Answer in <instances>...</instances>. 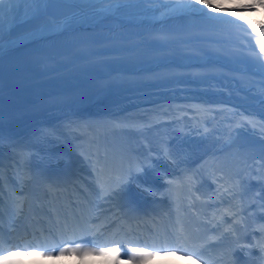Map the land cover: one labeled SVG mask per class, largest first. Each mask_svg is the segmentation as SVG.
I'll list each match as a JSON object with an SVG mask.
<instances>
[{"label":"snow or ice","instance_id":"6c2138e0","mask_svg":"<svg viewBox=\"0 0 264 264\" xmlns=\"http://www.w3.org/2000/svg\"><path fill=\"white\" fill-rule=\"evenodd\" d=\"M105 2L109 4L108 10L118 14L121 13L122 6L125 4L124 0H103V3ZM157 2L162 3L163 0H157ZM84 5H86L85 0H0V177L4 174L3 149L5 144L11 150L12 159L17 168L21 163L19 157L22 150L27 147V143L16 141L10 131L6 132V79H9L14 73L19 74L22 72L28 64L36 62V58L25 54L21 55L22 50L26 53L28 49L37 43L70 34L81 27L83 21L89 15L94 14L83 7ZM168 5H172V7L169 8ZM257 6L264 8V0H246V2L230 6H223L217 3L216 0H167V4L164 5L166 11L163 15L178 18L193 17L209 23L236 26L239 29H243L244 32L251 29L252 33L264 35V21H261L258 26L251 22L245 24L242 16L235 17L237 11L255 9ZM225 13H231L232 15L229 16ZM255 45H258L259 51L254 62L262 70L260 74L264 75V61L259 59V57L264 56V39H257ZM50 63L51 61L47 58H39V64H43L44 67H47ZM258 83L261 87L258 98L260 103L264 104V79ZM219 111L223 112L225 110L220 109ZM256 115V113L245 115L241 112H234L233 116L242 118L236 131H259L261 135H264V120L256 121L254 119ZM260 115L264 116V110L261 111ZM233 143H235V140L230 139L227 142V146L231 147ZM260 152L262 159H264V139L260 141ZM81 154L83 155V153ZM30 156L31 154L29 153V160L24 161L25 164L30 162ZM85 160L92 170V177L87 180L78 178L80 183H77L76 180L67 181V183H72L73 185L72 190L68 192L67 198L68 205L72 209V216L77 221H85L86 217L94 210L96 211L95 219H99L102 215L106 216V213L111 211L110 208L104 207L106 202L115 201L118 206L123 207L120 201L126 191L125 177L130 175L133 168L140 163L138 158L134 161L122 149H117L99 141L94 142L90 146ZM137 170H139L138 167ZM13 179V176L10 175V182ZM13 191L22 190L14 188ZM3 192V179H0V204L3 203ZM259 199L261 203L258 207L261 209V215L264 216V187L260 190ZM22 211L23 205L21 204ZM244 211L245 208L241 204L239 211L229 208L221 213L219 223H224L225 217H230L233 218V224L229 228L224 229L215 238V244L205 243L197 246L195 242L200 239L199 234H185L183 229H181L178 233L173 234L170 239L162 241L160 249L172 248L177 252H185L198 259H205L202 253L206 248L221 245L226 236H232L237 241L242 238L236 233L242 227L246 229V225L243 223ZM2 215V212H0V218H2ZM124 215L127 217L128 214L125 213ZM253 215L255 214L253 213ZM236 217H240V219H235ZM67 220L68 215L65 213V222ZM79 226L78 223L74 227ZM253 231H258L260 238L256 239L254 237L252 245L243 247L249 248L250 251L258 249L260 253L259 260L264 262V224L258 225ZM2 232L3 229L0 228V251H5L7 249L3 246L5 241ZM247 234V231H245V235ZM190 241L192 242L191 244L189 243ZM112 243L121 245L123 241H112ZM27 246L36 247V245L31 243ZM14 247H24V245L16 244ZM149 247L155 248L157 245L155 243L151 245L145 243V247L134 248L132 252L138 255L139 261H142L153 254L152 251L146 250ZM120 250L119 246L103 249L104 252L117 256ZM20 254L19 252H10L9 256L3 257V259H10ZM234 254L235 248L231 245H226L219 259L224 260L225 257H234ZM205 264H209V262L206 260ZM229 264H236V262L232 259ZM248 264H256V261L250 258Z\"/></svg>","mask_w":264,"mask_h":264},{"label":"bare ground","instance_id":"6f19581e","mask_svg":"<svg viewBox=\"0 0 264 264\" xmlns=\"http://www.w3.org/2000/svg\"><path fill=\"white\" fill-rule=\"evenodd\" d=\"M172 7V6H170ZM169 7V8H170ZM257 9V8H255ZM251 10L250 11H237L235 13V17H243L244 15L248 16H261L264 20V10L261 8H258V10ZM166 11V10H165ZM161 12L158 15L155 16H138L136 19L137 21H141L140 19L144 18L146 20H149V23H152L154 20L158 21L161 20L163 28H169L172 24L174 23H179L180 18L178 17H169L163 15L165 12ZM226 15L231 16V13H225ZM166 17V18H164ZM191 17H185V19H190ZM118 20V18H115ZM114 19V20H115ZM126 19L128 20H134L133 17H127ZM123 21L125 18L122 19ZM83 22L87 23L88 25L90 24L88 19H85ZM244 22H246L244 20ZM252 22V21H251ZM138 23V22H137ZM255 23V21L253 22ZM95 24V23H94ZM89 25L94 27L98 26H103L105 27L107 24H104L102 22H98V25ZM141 24V23H139ZM107 27V26H106ZM148 26H144L143 30ZM83 31L80 32V34ZM84 33V32H83ZM75 34V33H74ZM206 35H213L210 33H205ZM69 38H72V35L69 36ZM183 38H190V36H183ZM48 42H42L40 44H35L33 47L36 49L39 47H46ZM241 52V51H238ZM238 52H234L232 56H229L227 58L231 64H236L241 61L249 59L247 56L243 57L242 53L237 54ZM30 57L36 58V62L39 61V57L36 55H29ZM234 56V57H233ZM247 58V59H246ZM35 62V63H36ZM143 62V61H141ZM140 62V63H141ZM228 65L229 62L227 63ZM33 63H30V66L26 67V70H23L19 74H13L9 79H6V86L18 81L17 78H24L27 79V75L29 73H34V72H42L44 68H42V64H39L37 69L34 70L32 68ZM233 65V66H234ZM232 66V67H233ZM132 77V76H130ZM262 78L255 79V81L259 82L261 81ZM218 85H222L217 83ZM182 85V86H181ZM190 83L187 82H182L181 84L176 83L172 85H165V86H150V88H144V89H134V88H129L125 92H121V96L117 98H110L109 93L107 94V90L103 89L102 87L97 89V90H91L88 93L87 90L84 91V96L86 100L84 102H81L79 105L76 106H70V104L66 103V106H62L63 103L66 102H60V106L56 109L57 111L54 112H47L45 116L40 115L44 108L46 106H52L53 104H49V102L44 103L42 108H38L37 113L34 115H27V111L24 110V104L26 102H19L18 106L21 110L19 114H16L15 116L18 117L20 115H23V113H26V117L23 119V124L19 125L17 128L14 127V121H9L6 120V132L10 131L13 138L15 140L22 138L25 140V136L29 137L30 139L33 140V136L36 132L37 133V138L32 143L35 144V147L27 152V156L25 158V161L29 160V153L32 156V159L28 164L22 163V169L26 170V168L31 167L33 170V173L35 174L38 169L42 167V163L44 162V158L47 155V152L51 148H56L60 144H62V137H65L67 133H73L74 131H77V129H87L90 127L91 129L97 128V127H102L103 128H109V127H114L120 129V127H136L141 129L142 127H149L150 132H147L146 130H143V133L146 135H150L153 141V146H157L158 144L156 141L159 142L161 141L164 137L167 139V142H170L173 144V147L179 148L177 151V155L173 156L170 160H175L181 157H184L189 153V155L194 156L196 158H202L205 155L204 160L207 158V155L211 152H213L218 146V144L223 140L225 137L224 131L227 129L228 125L230 122L236 121L240 116H233L234 112H237L239 108L236 106L234 103L230 102V99H235L233 96L235 91V88L233 91H231L232 87L231 85L225 84L226 89L224 91H220L221 94L218 96H215L213 94H208L206 93L207 91L205 90V85L203 90H198V92L193 91L192 88H190ZM192 85V83H191ZM194 85H200L198 83H195ZM217 85V86H218ZM201 93L202 91H204ZM197 93L195 95V93ZM67 93L70 92H65L61 94L62 96L68 95ZM73 94V92H71ZM101 95H104L105 101L104 102H97V98H99ZM200 95L201 97L198 99L196 96ZM62 96H59L60 98ZM76 97V96H73ZM122 100V104L120 107H126L129 112L127 115H124V117H112L109 116L107 119H102L97 121H92L88 117L86 118V114L88 111H91V108L94 110H99L101 108L100 106L104 103L106 105V108H114L117 110V106L119 105L117 102ZM198 99V100H197ZM62 100V101H63ZM119 100V101H118ZM79 101V100H78ZM92 101H94V105L92 104ZM194 102L197 104L203 105V104H209L212 105L217 103L216 105L220 108L228 105L229 107L226 108V110L222 113L220 112V108L216 111L217 115L219 114L218 118L220 119L218 123L220 124V129L219 133L216 134V130L212 131L214 127L211 128V131H206L207 122L201 118L197 119L198 114L194 117V119H190L188 117L185 118L184 122H180L178 125H175L176 120L178 116H173V113H176L177 110H179L183 105L186 106H194ZM209 102V103H208ZM14 102H8V106L12 105ZM29 103V102H28ZM194 103V104H193ZM232 104V107H231ZM91 107V108H90ZM178 107V108H177ZM233 107H236L237 110L232 109ZM7 108V107H6ZM53 108V107H52ZM34 109L37 110V107ZM202 110V113L208 114L210 111L207 109H203L202 107L198 108ZM19 109H13L12 114L9 115L8 118L13 119L15 114V111ZM205 110V111H204ZM7 111V110H6ZM7 113V112H5ZM189 113V111L187 112ZM191 113V112H190ZM198 113L199 110H198ZM215 113V114H216ZM177 114V113H176ZM226 114V115H225ZM38 115V117L36 116ZM7 115H5L6 118ZM33 116V117H32ZM167 116V117H166ZM257 116V115H256ZM31 117V118H30ZM221 117V118H220ZM162 118H167L166 122H159ZM255 118V117H254ZM47 121L45 127H39L37 126V123H42ZM196 123V124H195ZM196 125V126H195ZM218 128L219 126L216 125ZM89 130V129H88ZM87 130V131H88ZM85 131V130H82ZM90 131V130H89ZM202 131L201 134L199 132ZM205 131V132H204ZM33 132V133H32ZM27 138V139H29ZM37 145V147H36ZM184 155V156H182ZM210 155V154H209ZM181 156V157H180ZM169 161V160H168ZM178 160H175L177 162ZM174 162V163H175ZM256 202V209L261 210L258 205L261 203L260 199H253ZM181 256L179 257L176 256H170L169 259L165 264H174L175 261L173 260H179ZM53 260V264H56L58 262V259L51 258ZM159 259H155L154 262L152 260H148L145 264H158ZM163 262V261H161ZM81 263L80 261L77 262L76 264ZM183 263V260H179V262H176V264ZM52 264V263H50ZM86 264H105V262H101L99 257H90L89 259L86 260Z\"/></svg>","mask_w":264,"mask_h":264},{"label":"rangeland","instance_id":"374dc122","mask_svg":"<svg viewBox=\"0 0 264 264\" xmlns=\"http://www.w3.org/2000/svg\"><path fill=\"white\" fill-rule=\"evenodd\" d=\"M167 3V0H163V2H157V0H136V1H125V4L122 6V11L121 13H119L122 17H126V16H134L136 14H154L158 11H156L154 9L155 6H157L158 4H164ZM83 7H85L86 9L89 10L90 13H94L93 15H89L86 19L89 20V22L94 23V22H98L101 21L103 18V15L107 12H110V10H108L107 8L109 6L105 5V4H99L97 2H93V4H89V5H84ZM110 17H114L113 15H111ZM125 26L123 27L122 31L123 32H130L129 27H131V24L129 21H126ZM96 39H101L103 37L96 35ZM52 46L51 49H49V51L51 52L52 50H56L59 51V47L55 48ZM147 51V52H151L152 51V43H148L145 46H138V48L136 47V45L131 44L130 46H127V48L124 50V55L123 56H127V63L128 62H132L133 65H131L129 68H133V67H138L141 64H138L137 60L138 58L143 56V53H141L142 51ZM147 55V54H146ZM148 56V55H147ZM65 61V65L72 67V69L69 71L70 74L75 72V68L78 69L79 73H91L93 72V67L91 66H85L82 68V66H80V63L75 64V55H71L69 56V54L64 55L63 57V62ZM194 61L198 62L199 64H202V60L201 59H195ZM134 62V63H133ZM154 65H159L158 67L161 66V64L163 65H169V62H165V61H159V62H153ZM176 68L181 69L182 66L184 67V64L178 63V62H173L172 63ZM63 65V64H62ZM64 66V65H63ZM110 66L108 65L107 68H109ZM170 69V68H169ZM247 69L249 71V75L246 76H235V77H225V78H214V79H203V80H194L193 82H197L198 84H207L205 89L208 88L206 91V93L208 94H213L215 96H218L221 94L220 91H224L226 89L225 84L227 85H231L232 89L231 91L234 90L235 88V93H234V97L235 99H230L229 101L234 103L236 106H238L237 108H239V110L237 112H241L244 113L245 115H248L249 113H256L257 116H255V120L256 121H260V120H264V116H261L260 113L262 110H264V104H261L258 98V93L261 90L260 84L257 82H255V79H257V77L264 79V75H261V69L257 66V64H247ZM61 70H63V67L59 68V75L58 78L62 81V79H64V75L69 74L64 72H61ZM132 71V70H131ZM134 72V71H132ZM77 73V72H75ZM159 74H154L152 77H150L148 80H144L143 82H141L139 85H144L145 87L150 86V84H157L159 83L162 79L161 78V74H171L170 71L167 72V70L164 71H160L157 72ZM69 76V75H67ZM160 79V80H157ZM182 79H185L183 76H181V74H178V76H172L171 79L167 78V79H163V81L161 82L162 84H170L172 82H177L178 81H182ZM188 82V81H187ZM192 82V83H193ZM181 83V82H180ZM222 84V85H218ZM84 83L81 82L79 85H83ZM198 85V86H200ZM218 85V86H217ZM77 86V85H76ZM196 85H191L190 87L194 88H198L199 90H203V88H199ZM205 92V90H204ZM34 93V92H33ZM33 93L30 94V96L33 95ZM220 93V94H219ZM232 107V106H231ZM206 108L210 109V110H216L217 107H212V106H206ZM235 107H233L232 109H234ZM214 123H217V117L215 118L213 115L210 116V120H214ZM242 118L240 117L237 120V124L233 125V127H231V129H229V132L227 133V138L223 141H227L228 138L230 139H234L235 141L239 140L238 142H241L240 145H242V150H240L238 153L240 154V157H242L243 155L246 156L248 155L250 158L248 159L249 161H256L258 162L259 165H261L264 162V159H262L261 157V152H260V141L262 139H264V135H261V133L259 131H256L255 133L252 131H247L252 133L253 137L250 138L245 136V130H240L239 132L236 131V129L238 128V124L240 122ZM219 121V120H218ZM220 122V121H219ZM219 124V123H217ZM255 134H258L257 136Z\"/></svg>","mask_w":264,"mask_h":264},{"label":"water","instance_id":"95a60500","mask_svg":"<svg viewBox=\"0 0 264 264\" xmlns=\"http://www.w3.org/2000/svg\"><path fill=\"white\" fill-rule=\"evenodd\" d=\"M244 11V10H243ZM244 20L247 22L253 23L259 26L261 21H264L261 16H248L244 15ZM178 25V34L180 37L190 36V44L186 48H180L181 54L192 55L195 54L198 49H212L216 52H238V48L242 49L244 56H247L248 62L255 64V58L258 55V45H255L257 39H264V35H259L257 33H252L251 29H248L247 32H244L243 29H239L236 26L222 24V23H209L202 21L198 18H193L189 21L180 20ZM205 33L213 34L206 35ZM180 37L178 38L180 40ZM203 42V43H202ZM184 52V53H183ZM239 53V52H238ZM261 61H264V56L259 57ZM209 70L210 67H208ZM219 70V69H217ZM198 73H203V71L195 70ZM208 72V70H205ZM214 72V70H211ZM249 73L246 72V75Z\"/></svg>","mask_w":264,"mask_h":264},{"label":"trees","instance_id":"16d2710c","mask_svg":"<svg viewBox=\"0 0 264 264\" xmlns=\"http://www.w3.org/2000/svg\"><path fill=\"white\" fill-rule=\"evenodd\" d=\"M87 1L88 0H85V2H87ZM216 2L230 6V5H235V4L246 2V0H216Z\"/></svg>","mask_w":264,"mask_h":264},{"label":"clouds","instance_id":"9594fccd","mask_svg":"<svg viewBox=\"0 0 264 264\" xmlns=\"http://www.w3.org/2000/svg\"><path fill=\"white\" fill-rule=\"evenodd\" d=\"M146 258H147V257H146ZM146 258H144V259H146ZM144 259H143V260H144Z\"/></svg>","mask_w":264,"mask_h":264}]
</instances>
